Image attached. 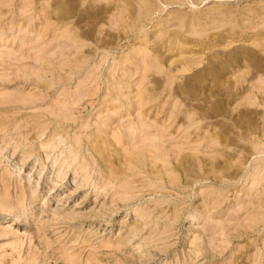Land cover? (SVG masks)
I'll use <instances>...</instances> for the list:
<instances>
[{"label": "rangeland", "instance_id": "rangeland-1", "mask_svg": "<svg viewBox=\"0 0 264 264\" xmlns=\"http://www.w3.org/2000/svg\"><path fill=\"white\" fill-rule=\"evenodd\" d=\"M0 264H264V0H0Z\"/></svg>", "mask_w": 264, "mask_h": 264}, {"label": "bare ground", "instance_id": "bare-ground-1", "mask_svg": "<svg viewBox=\"0 0 264 264\" xmlns=\"http://www.w3.org/2000/svg\"><path fill=\"white\" fill-rule=\"evenodd\" d=\"M255 44H256V43H255ZM254 46H255V45H254ZM256 46H257V44H256ZM249 55H250V54H249ZM249 55H247V56H249ZM252 57H253V56H252ZM231 58H232V57H231ZM253 58H254V57H253ZM235 59H237V57H236ZM238 59H239V57H238ZM238 59H237V60H238ZM253 60H254V59H253ZM253 60H251V62H252ZM255 60H256V59H255ZM255 60H254V61H255ZM257 60H258V59H257ZM260 61H261V60H260ZM260 61H258V63H260ZM230 62H231V61H230ZM255 62H256V61H255ZM233 63H234V62H233ZM233 63H232V62H231V63L228 62V64H232V65H233ZM235 63H236V62H235ZM235 63H234V64H235ZM252 63H253V62H252ZM260 64H261V63H260ZM254 65H255V64H254ZM256 65L258 66V64H256ZM260 66H263V65L261 64ZM227 84H228V83H227ZM230 85H231V84H230Z\"/></svg>", "mask_w": 264, "mask_h": 264}]
</instances>
